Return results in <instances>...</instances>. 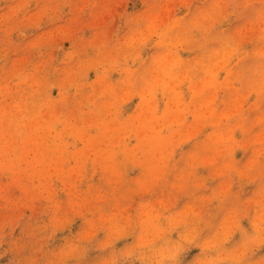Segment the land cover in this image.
I'll return each instance as SVG.
<instances>
[{"label": "clouds", "instance_id": "obj_1", "mask_svg": "<svg viewBox=\"0 0 264 264\" xmlns=\"http://www.w3.org/2000/svg\"><path fill=\"white\" fill-rule=\"evenodd\" d=\"M0 264H264V0H0Z\"/></svg>", "mask_w": 264, "mask_h": 264}]
</instances>
